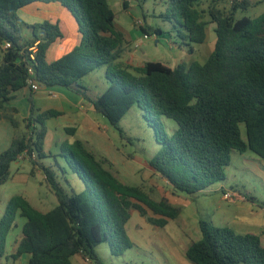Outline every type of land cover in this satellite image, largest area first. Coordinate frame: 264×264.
Segmentation results:
<instances>
[{
    "label": "trees",
    "instance_id": "16d2710c",
    "mask_svg": "<svg viewBox=\"0 0 264 264\" xmlns=\"http://www.w3.org/2000/svg\"><path fill=\"white\" fill-rule=\"evenodd\" d=\"M130 1L122 0L125 11L131 8ZM204 1H166L161 17L173 24L182 41L179 48L193 52L195 44L207 41L209 24L216 25L215 48L204 64L182 62L169 67L156 61L136 66L123 60L131 43L117 27L109 0H0V118L9 120L15 131L11 146L0 154V187L10 180L13 164L27 160L30 175L42 173L59 203L44 213L23 195L12 197L0 220V259L6 255L8 237L19 217L26 222L14 260L30 254L29 264H73L72 258L80 255L93 264H103L97 252L102 243L115 256L133 248L127 229L133 211L159 228L182 213L170 199L157 201L142 186L123 182L110 160L98 157L80 139L65 143L61 156L87 190L69 194L53 166L43 163L47 158L57 160V155L46 153L45 139L47 121L60 112L39 111L31 97L26 119L18 117L17 109L4 106L13 93L28 86L30 66L41 86L77 93L121 135L120 122L138 105L161 144L151 166L176 193L196 195L225 181L234 151H250L264 161V13L237 19L240 11L253 7L250 0H212L207 10L201 8ZM226 1L231 2L229 8L219 6ZM37 2L61 4L80 25V45L55 62L47 60V53L63 38L59 24L30 25L19 15L21 9ZM140 28L144 35L164 34L161 29ZM25 29L31 32L28 39ZM34 46L32 60L30 48ZM102 67H106L109 86L93 97L84 79ZM163 117L179 126L172 137L162 127ZM242 124L247 140L242 137ZM66 130L75 133L74 128ZM199 227L202 238L186 250L193 264H264L260 236L238 234L208 220H200Z\"/></svg>",
    "mask_w": 264,
    "mask_h": 264
},
{
    "label": "rangeland",
    "instance_id": "374dc122",
    "mask_svg": "<svg viewBox=\"0 0 264 264\" xmlns=\"http://www.w3.org/2000/svg\"><path fill=\"white\" fill-rule=\"evenodd\" d=\"M166 1L145 0L140 3L134 1L131 8L125 11L120 4L121 0H109L117 15V27L124 32L131 45L135 44L133 41L135 38L139 36L143 38L144 34L140 28L142 25L147 28L161 29L164 33L163 41L159 45H156L152 39L144 40L143 38L145 45L141 44L138 49L132 46L139 61L163 62L171 56L169 45L176 43L179 47L182 43L173 29V24L161 17L167 9ZM211 2L212 0H205L201 3V8L207 10ZM219 6L224 7L223 4ZM26 10L20 13L23 21ZM263 13L264 4H261L246 11H240L237 19L244 16L256 18ZM205 20L210 21L208 16ZM207 34V41L204 44H195L193 52H190L187 47L181 48L185 52L181 57L182 62L189 65L194 61L202 64L207 61L213 52L211 45L216 38L211 24L208 26ZM24 36L27 39L30 38V31L25 29ZM84 81L91 88L93 97L102 94L109 86L106 79V67L92 72L85 77ZM96 115L101 122L102 136L99 139L95 138L90 144L95 154L98 157L108 158L123 182L142 186L155 200L160 201L166 197L182 208L179 218L170 221L164 228L152 225L137 211H133L128 226L133 248L122 256H115L109 245L102 243L97 247V252L103 264H193L186 257V250L193 242L202 238L200 220L214 221L216 226L225 227L223 223L225 215L228 219L236 210L235 206L230 204L233 200L227 202L228 200L224 199L223 189H235L243 195H252V198L264 207V161L253 152L244 154L233 152L231 165L226 169L225 181L216 183L196 195L176 193L167 180L157 174L151 166L161 144L157 140L152 124L146 120L143 110L138 105H135L120 122L119 127L123 135L105 117ZM161 122L169 137H172L179 128L172 119L163 117ZM241 132L244 140H247L244 124L241 125ZM43 163L53 166L62 186L69 194L87 190L84 182L69 168L66 159L62 156H58L57 160L54 157L47 158L43 160ZM28 165L24 160L14 163L10 180L0 187V220L9 200L16 195H23L39 210L50 211L58 206V199L47 187L44 175L39 172L35 177L31 176ZM149 215L153 216L151 212ZM18 220L22 222V225L21 228H15L12 231L8 239V251L11 249L15 236L21 234L22 226L26 222V219L21 217ZM10 264L17 263L10 260Z\"/></svg>",
    "mask_w": 264,
    "mask_h": 264
},
{
    "label": "crops",
    "instance_id": "0c3cea01",
    "mask_svg": "<svg viewBox=\"0 0 264 264\" xmlns=\"http://www.w3.org/2000/svg\"><path fill=\"white\" fill-rule=\"evenodd\" d=\"M250 1L253 3V7L264 4V0H250ZM130 2L132 6L134 1L131 0ZM120 4L123 7L122 0ZM220 4H223L224 7L229 8L231 2L226 1ZM25 9H27L25 11L26 18L24 17L25 23L30 25L43 23L45 21L58 23L61 28V31L63 32V38L58 39L49 48V51L47 53V60L50 63L59 60L60 58L70 53L77 46L80 45L83 37L80 31V25L76 20V18L73 16V14L68 9L63 7L61 4L59 3L46 4V3L37 2L21 9L19 11V15L22 12V10ZM116 23H117V15H116ZM215 28L216 25L211 24V29L214 32H215ZM163 38H164V34L151 39L156 43V45H159L161 41H163ZM142 39L143 38L139 36V38H135V40H133L135 44L131 45L130 48L127 49L126 52L124 53L123 55L124 61L126 62L130 61L132 64L136 66L141 65L143 62L150 61V60H145V61L137 60L135 56L137 53L136 51L132 50V46L134 47V49L135 48L138 49L141 47V44L143 43H144L143 45L146 44L144 41H142ZM207 39H208V34H207ZM215 43H216V38H215V42H213V45H211L212 47L211 51L214 50ZM169 50H170L169 52H171L170 53L171 56H169V58L161 62L169 67H176L179 64H181L182 63L181 57L185 53L184 50L179 48L176 43L170 44ZM156 62H160V61H156ZM30 97L33 99L34 105L39 111L45 112V111L54 110L60 112L61 114L59 117L52 118L47 121L48 132L45 139V150L48 155L53 154V155L61 156L62 146L65 143L72 144L77 139L84 141L87 144V146L91 149L90 147L91 142H93L95 138L99 139V137L102 136L101 122L99 121L98 117H96L97 116L96 114L98 113L96 112L93 104L88 101H85L83 97H81L77 93L72 92L63 87L41 86L40 90L37 92H33L30 88L26 87L23 88L22 90L13 93L11 99L8 102H6L4 106L7 108L17 109L18 117L21 119H26L30 116L31 113L32 104L30 102ZM0 113H3L1 109H0ZM72 128L75 129V133L74 134L68 133L66 129H72ZM14 133L15 131L11 122L5 118H0V154L11 146L14 138ZM28 166L30 168V165ZM225 191H234L237 195H239V197L233 200L232 203H230L231 205H234L236 208L235 212L231 215V217L227 219V216L224 214L225 215L223 220L224 226L231 228L238 234L258 235L260 236L262 244L264 246V207L260 206L257 203V201L254 198H252V195H243L241 194V192L235 189L233 190L223 189V192ZM227 202H229V200ZM39 211L44 213L49 212V210L48 211L39 210ZM21 225L22 222L17 219V228H21ZM22 236H23L22 232L20 235L18 234L15 236V240L11 243V249L9 251L6 249V255L2 259H0V264H4V262L5 264H10V260H12L14 263L16 262L17 264H29L31 258L30 254H24L18 260H14L12 258V256L17 251ZM7 245H8V241H7ZM72 263L93 264L90 261L84 259L80 255L74 256L72 258Z\"/></svg>",
    "mask_w": 264,
    "mask_h": 264
},
{
    "label": "built area",
    "instance_id": "2783aa9c",
    "mask_svg": "<svg viewBox=\"0 0 264 264\" xmlns=\"http://www.w3.org/2000/svg\"><path fill=\"white\" fill-rule=\"evenodd\" d=\"M155 37H157V36L143 35L144 40H149V39L155 38ZM10 46L11 45L9 43L6 44V48H10ZM30 51L32 52V54H30V56H31L32 60H34L35 59L34 53L36 52V47L34 46V47L30 48ZM27 85H28L27 87L30 88L33 92H37L41 88V85L35 81V71H34L33 67H31V66L29 67V78L27 80ZM23 158H24V156H22L20 159L22 160ZM238 197H239V195H237L235 192H230V191L224 192V199L225 200H231L232 201Z\"/></svg>",
    "mask_w": 264,
    "mask_h": 264
}]
</instances>
